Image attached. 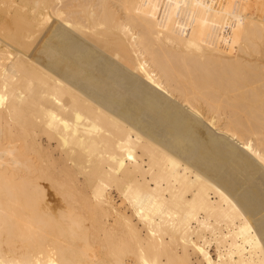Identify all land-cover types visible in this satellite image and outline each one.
Returning <instances> with one entry per match:
<instances>
[{"label": "bare ground", "instance_id": "bare-ground-1", "mask_svg": "<svg viewBox=\"0 0 264 264\" xmlns=\"http://www.w3.org/2000/svg\"><path fill=\"white\" fill-rule=\"evenodd\" d=\"M0 264H264V0H0Z\"/></svg>", "mask_w": 264, "mask_h": 264}, {"label": "rangeland", "instance_id": "rangeland-1", "mask_svg": "<svg viewBox=\"0 0 264 264\" xmlns=\"http://www.w3.org/2000/svg\"><path fill=\"white\" fill-rule=\"evenodd\" d=\"M18 246V244H16ZM11 246V245H10ZM13 246H15V244L13 243ZM17 246L13 247V248H16Z\"/></svg>", "mask_w": 264, "mask_h": 264}]
</instances>
